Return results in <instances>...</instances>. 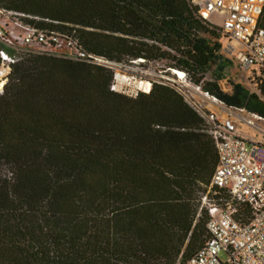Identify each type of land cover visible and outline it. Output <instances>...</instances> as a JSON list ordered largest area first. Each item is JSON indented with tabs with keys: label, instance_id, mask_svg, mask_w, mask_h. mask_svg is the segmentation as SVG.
Listing matches in <instances>:
<instances>
[{
	"label": "trees",
	"instance_id": "1",
	"mask_svg": "<svg viewBox=\"0 0 264 264\" xmlns=\"http://www.w3.org/2000/svg\"><path fill=\"white\" fill-rule=\"evenodd\" d=\"M0 6L59 21L45 27L75 29L108 59L165 62L224 105L264 117L261 94L239 81L222 89L232 62L223 33L191 0ZM112 79L109 68L47 53L13 65L0 94V264H178L209 238L202 196L230 195L209 191L218 152L206 119L171 85L131 97Z\"/></svg>",
	"mask_w": 264,
	"mask_h": 264
},
{
	"label": "built area",
	"instance_id": "2",
	"mask_svg": "<svg viewBox=\"0 0 264 264\" xmlns=\"http://www.w3.org/2000/svg\"><path fill=\"white\" fill-rule=\"evenodd\" d=\"M191 2L202 19L219 27L229 39L225 46L227 53L239 59L242 69L251 72L248 80L252 90L264 99V93L258 87V80L264 81V27L259 25L264 13V0ZM45 23L61 24L0 6V94L9 80L13 65L21 59L19 51L47 53L109 68L113 71L111 90L131 97H136L140 92H149L154 82L173 86L206 119L208 132L214 139L218 163L209 191L220 188L230 195L224 204L214 201L208 194L202 196L200 209L205 207L209 214V238L190 258L178 264H264V138L242 134L237 119L229 114L224 115L219 109L210 108L203 99H196L188 84L184 86L191 96L172 83L131 73L125 61L117 62L89 52L75 29L48 28ZM233 39L238 41L237 47L232 44ZM5 46L12 47L15 52L10 53ZM130 61L138 63L146 62V59L134 58ZM172 70L179 77L188 78L185 71ZM195 88L200 90L201 86ZM203 93L225 111H239L240 119L264 135V117L247 113L242 108L226 106L208 92ZM242 204L248 206V213L244 217Z\"/></svg>",
	"mask_w": 264,
	"mask_h": 264
},
{
	"label": "rangeland",
	"instance_id": "3",
	"mask_svg": "<svg viewBox=\"0 0 264 264\" xmlns=\"http://www.w3.org/2000/svg\"><path fill=\"white\" fill-rule=\"evenodd\" d=\"M214 19L216 18L214 17ZM215 23H219V21ZM221 40L223 44L222 53L224 54L225 57L231 59L232 61L224 70L225 77L219 81L222 89L224 91H230L232 88L231 82L233 81L242 82L247 88L252 89L249 83V80H248V73L240 67L239 59L236 58L232 54H228L226 51L225 46L226 44L229 43V39L223 35ZM232 44L235 45L236 47L239 45L238 41L235 39L232 40ZM28 52H31V51H19L18 53L20 54L22 58ZM33 53H36V52L33 51ZM125 62L129 64V66L127 67V70L131 71V73H139L140 76L144 78L147 77L149 79H158L159 81H162V82L172 83L176 86L181 87L183 91H185V93L189 92L187 87L184 86L188 84L189 88L191 89V92L194 94L196 99H203L210 108H213L207 102V99L209 97L205 93H203L205 91L202 88H200V90L198 91L196 90L195 87L198 86V84H195L193 81H190L189 78L186 79V78L179 77L176 71H173L169 67L165 66V62H161V61H146L145 62L144 61V62H138V63H131L130 60H126ZM175 70L178 71L179 69H175ZM179 71H182V70H179ZM211 76H212L211 73H208L207 78L211 79ZM132 85L134 87V83ZM188 94L190 96L192 95L191 93H188ZM245 116L250 117V115L248 114H245ZM242 126H243L242 127L243 131L245 133L249 135H253V136H256V135L260 136L259 138H264V137H261L262 134L260 131H256L255 129H252L245 121H243ZM222 258H224V255H222Z\"/></svg>",
	"mask_w": 264,
	"mask_h": 264
},
{
	"label": "crops",
	"instance_id": "4",
	"mask_svg": "<svg viewBox=\"0 0 264 264\" xmlns=\"http://www.w3.org/2000/svg\"><path fill=\"white\" fill-rule=\"evenodd\" d=\"M247 73H248V76H250L251 75V72L249 71V70H245ZM242 77H243V75H242ZM223 112V111H222ZM238 113H239V111H237V110H235L234 112H228V111H224L223 112V114L224 115H230L232 118H235V119H237V126H238V129H239V131L242 133V134H244V135H246V136H248V137H260V136H253V135H249V134H247V133H245L244 131H243V126H242V124H243V119H240V117H239V115H238ZM261 137H264V135H262Z\"/></svg>",
	"mask_w": 264,
	"mask_h": 264
},
{
	"label": "bare ground",
	"instance_id": "5",
	"mask_svg": "<svg viewBox=\"0 0 264 264\" xmlns=\"http://www.w3.org/2000/svg\"><path fill=\"white\" fill-rule=\"evenodd\" d=\"M196 90L198 91V89L196 88ZM206 94V93H205ZM207 95V94H206ZM208 96V95H207ZM208 98V97H207ZM207 102L209 103L210 106H212L215 109H219L221 111H225L221 106H219L214 100H212L211 98L207 99Z\"/></svg>",
	"mask_w": 264,
	"mask_h": 264
},
{
	"label": "water",
	"instance_id": "6",
	"mask_svg": "<svg viewBox=\"0 0 264 264\" xmlns=\"http://www.w3.org/2000/svg\"><path fill=\"white\" fill-rule=\"evenodd\" d=\"M180 75H181V76H183V75H184V73H180Z\"/></svg>",
	"mask_w": 264,
	"mask_h": 264
}]
</instances>
